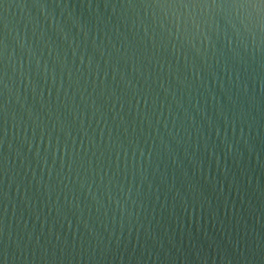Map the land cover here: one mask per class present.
Listing matches in <instances>:
<instances>
[{
	"label": "water",
	"instance_id": "1",
	"mask_svg": "<svg viewBox=\"0 0 264 264\" xmlns=\"http://www.w3.org/2000/svg\"><path fill=\"white\" fill-rule=\"evenodd\" d=\"M0 264H264V0H0Z\"/></svg>",
	"mask_w": 264,
	"mask_h": 264
}]
</instances>
